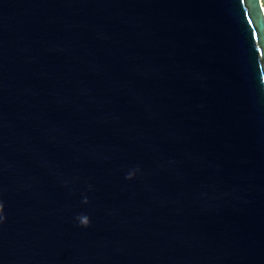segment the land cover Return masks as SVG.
I'll use <instances>...</instances> for the list:
<instances>
[{
  "label": "water",
  "instance_id": "1",
  "mask_svg": "<svg viewBox=\"0 0 264 264\" xmlns=\"http://www.w3.org/2000/svg\"><path fill=\"white\" fill-rule=\"evenodd\" d=\"M0 264H264V1L0 0Z\"/></svg>",
  "mask_w": 264,
  "mask_h": 264
},
{
  "label": "rangeland",
  "instance_id": "2",
  "mask_svg": "<svg viewBox=\"0 0 264 264\" xmlns=\"http://www.w3.org/2000/svg\"><path fill=\"white\" fill-rule=\"evenodd\" d=\"M264 1V0H263Z\"/></svg>",
  "mask_w": 264,
  "mask_h": 264
}]
</instances>
